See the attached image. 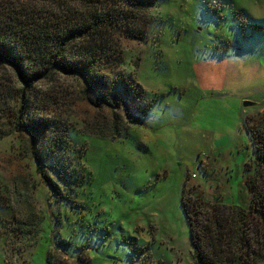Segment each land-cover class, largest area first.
<instances>
[{"label":"rangeland","instance_id":"374dc122","mask_svg":"<svg viewBox=\"0 0 264 264\" xmlns=\"http://www.w3.org/2000/svg\"><path fill=\"white\" fill-rule=\"evenodd\" d=\"M149 11L143 39L118 32L116 56L102 69L133 79L120 100L100 95L109 80L97 92L73 73L35 83L42 114L67 123L76 148L85 145L90 186L71 177L64 187L53 176L60 200L36 171L30 135L0 136V264H45L60 238L71 244H59L58 260L75 259L90 240V264H191L183 183L186 197L200 188L207 201L247 207L245 121L252 131L264 125V0H160ZM0 76L5 95L17 81L6 65Z\"/></svg>","mask_w":264,"mask_h":264},{"label":"trees","instance_id":"16d2710c","mask_svg":"<svg viewBox=\"0 0 264 264\" xmlns=\"http://www.w3.org/2000/svg\"><path fill=\"white\" fill-rule=\"evenodd\" d=\"M159 2L0 0V65L9 66L17 81L5 86V95L0 94V119L5 121H2L5 129L0 131V136L15 132L30 135L29 152L36 171L53 192H57L54 184L65 187L71 177L80 189L90 186L92 174L82 163L85 145L80 149L72 144L68 124L62 126L55 116H45L38 102L32 101L35 83L52 72L73 73L86 88L97 92L102 81L109 80L107 90L100 95L120 100L128 94L133 79L128 75L132 79L129 80L123 72L106 73L102 69L111 62H108L111 53L116 56L118 32L122 31L127 38L142 40L149 22V9ZM2 81L0 76V86ZM98 99L106 107L113 104L110 98ZM142 116L146 117V110ZM126 118L129 122L135 120L129 115ZM112 127V133L119 134L117 124ZM245 128L253 148V161L248 167L252 173L245 177L243 184L247 207L207 201L200 188L194 191L195 196L186 197L185 183L182 185L180 205L189 228L191 264H264V125L260 127L259 123L252 131L245 121ZM104 135L99 136L107 137ZM111 137L116 138L114 134ZM40 141L44 153L36 151ZM45 165H49L47 173L42 171ZM53 176L58 183H53ZM57 193L56 197L64 200V196H59L62 193ZM59 244L71 242L60 238L56 249L47 252L45 264L91 263L86 249L94 251L92 241L86 240L77 246L80 254L75 259L58 260Z\"/></svg>","mask_w":264,"mask_h":264},{"label":"water","instance_id":"95a60500","mask_svg":"<svg viewBox=\"0 0 264 264\" xmlns=\"http://www.w3.org/2000/svg\"><path fill=\"white\" fill-rule=\"evenodd\" d=\"M254 105H256V103H254V102H250V101H244L243 102V106H245V107H250V106H254Z\"/></svg>","mask_w":264,"mask_h":264}]
</instances>
